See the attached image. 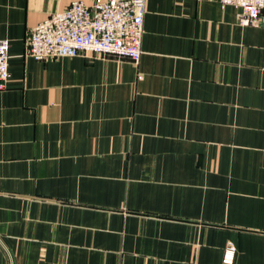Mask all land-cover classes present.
Instances as JSON below:
<instances>
[{
  "label": "crops",
  "instance_id": "crops-1",
  "mask_svg": "<svg viewBox=\"0 0 264 264\" xmlns=\"http://www.w3.org/2000/svg\"><path fill=\"white\" fill-rule=\"evenodd\" d=\"M73 1L0 0V264H264V13L147 0L138 65L27 56Z\"/></svg>",
  "mask_w": 264,
  "mask_h": 264
},
{
  "label": "built area",
  "instance_id": "built-area-1",
  "mask_svg": "<svg viewBox=\"0 0 264 264\" xmlns=\"http://www.w3.org/2000/svg\"><path fill=\"white\" fill-rule=\"evenodd\" d=\"M239 9L241 25L258 26L264 0H218ZM147 0H96L92 5L73 1L62 12L50 15L26 38V54L37 61L80 55L129 59L138 65L142 57ZM10 41L0 40V91L11 81ZM237 248L229 243L222 264H234Z\"/></svg>",
  "mask_w": 264,
  "mask_h": 264
}]
</instances>
